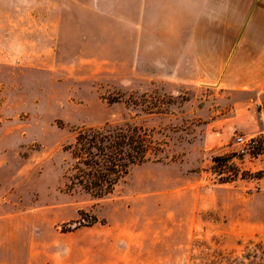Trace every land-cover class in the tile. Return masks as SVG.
<instances>
[{
    "label": "rangeland",
    "instance_id": "374dc122",
    "mask_svg": "<svg viewBox=\"0 0 264 264\" xmlns=\"http://www.w3.org/2000/svg\"><path fill=\"white\" fill-rule=\"evenodd\" d=\"M74 1L0 0V264H264V132L228 124L245 94L92 62ZM105 124L159 149L96 196L67 148Z\"/></svg>",
    "mask_w": 264,
    "mask_h": 264
},
{
    "label": "crops",
    "instance_id": "0c3cea01",
    "mask_svg": "<svg viewBox=\"0 0 264 264\" xmlns=\"http://www.w3.org/2000/svg\"><path fill=\"white\" fill-rule=\"evenodd\" d=\"M91 61L245 94L230 126L264 132V0H75ZM259 112V111H258ZM261 114L263 111L260 112ZM211 141H219L215 132Z\"/></svg>",
    "mask_w": 264,
    "mask_h": 264
},
{
    "label": "trees",
    "instance_id": "16d2710c",
    "mask_svg": "<svg viewBox=\"0 0 264 264\" xmlns=\"http://www.w3.org/2000/svg\"><path fill=\"white\" fill-rule=\"evenodd\" d=\"M253 142L257 153H263L264 135ZM67 149L77 162L72 183L103 196L111 192L132 165L147 160V154L159 147L151 133L141 126L105 124L80 129Z\"/></svg>",
    "mask_w": 264,
    "mask_h": 264
},
{
    "label": "built area",
    "instance_id": "2783aa9c",
    "mask_svg": "<svg viewBox=\"0 0 264 264\" xmlns=\"http://www.w3.org/2000/svg\"><path fill=\"white\" fill-rule=\"evenodd\" d=\"M246 139L243 136H238L237 137V142L239 143H245Z\"/></svg>",
    "mask_w": 264,
    "mask_h": 264
}]
</instances>
